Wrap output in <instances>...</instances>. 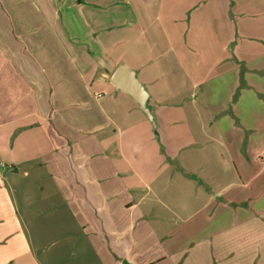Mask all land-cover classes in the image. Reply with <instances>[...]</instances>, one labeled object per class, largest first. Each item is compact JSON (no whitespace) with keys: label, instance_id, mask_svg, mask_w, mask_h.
<instances>
[{"label":"crops","instance_id":"obj_1","mask_svg":"<svg viewBox=\"0 0 264 264\" xmlns=\"http://www.w3.org/2000/svg\"><path fill=\"white\" fill-rule=\"evenodd\" d=\"M24 2L0 12V264H264V0Z\"/></svg>","mask_w":264,"mask_h":264},{"label":"water","instance_id":"obj_2","mask_svg":"<svg viewBox=\"0 0 264 264\" xmlns=\"http://www.w3.org/2000/svg\"><path fill=\"white\" fill-rule=\"evenodd\" d=\"M111 81L116 89L132 96L148 119L155 124L154 116L147 104L149 93L134 70L126 65H120L112 75Z\"/></svg>","mask_w":264,"mask_h":264},{"label":"rangeland","instance_id":"obj_3","mask_svg":"<svg viewBox=\"0 0 264 264\" xmlns=\"http://www.w3.org/2000/svg\"><path fill=\"white\" fill-rule=\"evenodd\" d=\"M33 1H34V0H28L27 3L24 2V3L22 4V6H21V9H18V10H19V11H22V12H24V11H26V10H34L36 4H33ZM8 2H11V0H4V6H5L6 8H8V7H7ZM2 10H4V7H3L2 0H0V12H1ZM192 116H193V115H192ZM190 120L192 121V123H195V118H194V117H191ZM35 190H36V200H38V199H39V196H41V195H40V193H37V189H35ZM38 191H39V188H38ZM51 212H52V213H55V208H51ZM48 245H49V247H50L49 250H50L51 253L55 252V251L58 249V247H59L57 242H56L55 244H54L53 242H49ZM76 247H79V244H78V243L75 244V248H76ZM56 264H58V262H56Z\"/></svg>","mask_w":264,"mask_h":264}]
</instances>
